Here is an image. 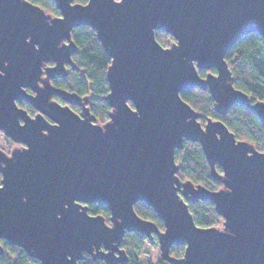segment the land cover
Instances as JSON below:
<instances>
[{"label": "water", "instance_id": "obj_1", "mask_svg": "<svg viewBox=\"0 0 264 264\" xmlns=\"http://www.w3.org/2000/svg\"><path fill=\"white\" fill-rule=\"evenodd\" d=\"M54 2L59 16L28 0H0V132L17 144L10 153L0 148V255L4 240L41 264H79L85 254L124 264L121 245L136 232L156 235L169 264H264V152L220 120L203 125L180 95L208 90L218 114L240 105L264 124V102L234 86L225 59L246 35L264 41V0ZM81 26L96 31L111 59L104 124L89 96L52 84L67 66L76 69L72 31ZM158 31L174 42L162 46ZM184 141L200 144L220 189L179 178ZM199 201L214 204L221 227L195 223L189 203ZM140 202L163 231L136 213ZM91 204L108 208L109 224L89 214ZM182 245L183 256H172Z\"/></svg>", "mask_w": 264, "mask_h": 264}, {"label": "trees", "instance_id": "obj_2", "mask_svg": "<svg viewBox=\"0 0 264 264\" xmlns=\"http://www.w3.org/2000/svg\"><path fill=\"white\" fill-rule=\"evenodd\" d=\"M44 8L48 13L59 16L60 12L54 0H28ZM74 3L86 4L88 0H73ZM157 41L164 47H168L174 38L165 32H156ZM72 39L78 46V53L72 59L76 69L69 67L67 76L64 79L53 80L56 88L78 94L81 97L89 96L88 104L91 113L96 117L97 122L104 124L109 120L111 108L104 99L109 93L107 81V69L111 63L110 57L106 54L97 38L96 31L90 26L74 28ZM226 62L234 77V86L248 94L249 98L255 101L264 102V41L260 34L253 33L241 38L225 56ZM215 73V70H212ZM205 76V71H199ZM182 99L194 110L201 113L200 120L204 125L207 119L220 120L228 129L234 133L237 140L248 141L254 144L256 149L264 152V124L259 118L248 109L240 105L232 106L227 114L220 115L215 111V102L209 91L200 89L184 90L180 93ZM130 106L133 104L130 102ZM21 108L34 114L35 110L29 104H21ZM78 113V108L71 106ZM176 162L179 166L178 176L182 181L190 180L194 184H201L209 190H218L222 184L211 176L209 164L198 143L184 141V147L176 151ZM221 172V168L217 166ZM136 213L143 219L150 220L163 227V221L157 216L151 207L143 202L134 206ZM189 209L194 217L195 223L200 227H221L223 219L215 210L210 201H199L189 203ZM90 215H102L109 224L110 212L106 206L98 204L89 205ZM146 238L139 233H127L122 243L129 256L124 264H151L146 260L139 259L135 250H139ZM156 244V241H152ZM4 254L0 255V264H41L39 260L29 257L25 251L17 246H12L2 240ZM185 251V245L171 248V255L181 258ZM79 264H105L103 261L93 262L91 259H84ZM156 264H169L162 259Z\"/></svg>", "mask_w": 264, "mask_h": 264}, {"label": "rangeland", "instance_id": "obj_3", "mask_svg": "<svg viewBox=\"0 0 264 264\" xmlns=\"http://www.w3.org/2000/svg\"><path fill=\"white\" fill-rule=\"evenodd\" d=\"M13 146H14L13 142L7 137H5L3 133H0L1 149L7 152L8 150H11ZM0 179H1V175H0ZM134 252L137 253L139 259L142 260L144 259L151 264H156L161 260L158 243L156 242V244L155 243L153 244L152 241H149L147 239L143 241L141 248L139 250H135Z\"/></svg>", "mask_w": 264, "mask_h": 264}, {"label": "flooded vegetation", "instance_id": "obj_4", "mask_svg": "<svg viewBox=\"0 0 264 264\" xmlns=\"http://www.w3.org/2000/svg\"><path fill=\"white\" fill-rule=\"evenodd\" d=\"M47 65H51V64H46L45 66H47ZM69 67H72V66H67V69L69 68ZM73 68V67H72ZM56 79H59V78H55V79H53V80H56ZM60 79H64V78H60ZM53 80H52V82H53ZM29 93H31V91L28 89L27 90ZM57 102H59V103H61V104H63V105H65V102H63L60 98H58V97H55L54 98ZM21 104H28V103H26V102H22V103H20L19 104V106L21 105ZM30 105V104H29ZM31 106V105H30ZM71 106H73V105H70V107ZM32 107V106H31ZM74 107H77L79 110H78V113H80V111H81V108L79 107V106H74ZM35 110V109H34ZM27 111V110H26ZM28 112V111H27ZM30 114V113H29ZM37 114V111L35 110V113L34 114H30L31 116H35ZM0 133H2V132H0ZM4 135V134H3ZM5 136V135H4ZM6 137V136H5ZM8 138V137H7ZM8 139H10V138H8ZM11 140V139H10ZM12 141V140H11ZM13 142V141H12ZM13 148L17 145L16 143H14L13 142ZM19 146H21V145H19ZM12 148V149H13ZM11 149V150H12ZM11 150H8L7 151V153H10L11 152ZM157 225V224H156ZM160 230H164V225H163V227L162 228H160V227H158ZM146 238V237H145ZM147 239V238H146ZM148 240V239H147ZM149 241H151V240H149ZM152 241H156L157 243H158V240H157V237H156V235H154V239L152 240ZM159 245V244H158ZM121 247H122V245H121ZM84 259H91L92 260V258H91V256L90 255H88V254H85V258ZM83 259V260H84ZM82 261V260H81ZM93 261V260H92ZM94 262V261H93Z\"/></svg>", "mask_w": 264, "mask_h": 264}, {"label": "snow or ice", "instance_id": "obj_5", "mask_svg": "<svg viewBox=\"0 0 264 264\" xmlns=\"http://www.w3.org/2000/svg\"><path fill=\"white\" fill-rule=\"evenodd\" d=\"M0 187H2V186H0Z\"/></svg>", "mask_w": 264, "mask_h": 264}]
</instances>
